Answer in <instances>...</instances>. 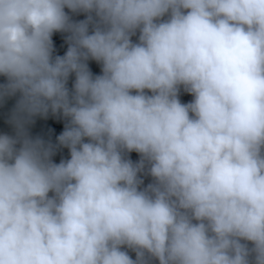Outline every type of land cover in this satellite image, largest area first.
Instances as JSON below:
<instances>
[{
  "label": "clouds",
  "instance_id": "1",
  "mask_svg": "<svg viewBox=\"0 0 264 264\" xmlns=\"http://www.w3.org/2000/svg\"><path fill=\"white\" fill-rule=\"evenodd\" d=\"M0 77V264H264V0H0Z\"/></svg>",
  "mask_w": 264,
  "mask_h": 264
},
{
  "label": "trees",
  "instance_id": "2",
  "mask_svg": "<svg viewBox=\"0 0 264 264\" xmlns=\"http://www.w3.org/2000/svg\"><path fill=\"white\" fill-rule=\"evenodd\" d=\"M68 12L67 9H65ZM69 15L73 20H82L84 19L83 14H72L69 12ZM65 33H54L53 34V45H54V55H63L67 49V43L65 40ZM135 39V38H133ZM89 68L94 74H98L100 71L99 65L94 61H89ZM0 82H3V78L0 77ZM72 77L69 78V88L71 87ZM180 100L182 103L191 101L192 97L190 94L183 92L181 90ZM14 103V100H8L6 103L0 105V133H9L11 134L12 129L7 123L8 113ZM65 121L62 118L54 117L49 115L47 118L37 117L35 123L30 128V133L33 136H39L46 141H51L53 144L56 143V137L63 130ZM129 158L133 161L138 159V155L135 152L128 154ZM68 158V150L66 148H58L55 155L53 156L54 162H59L61 159ZM149 182V178L145 177V184ZM134 258V253H130Z\"/></svg>",
  "mask_w": 264,
  "mask_h": 264
}]
</instances>
